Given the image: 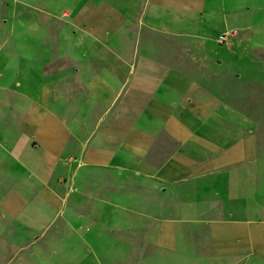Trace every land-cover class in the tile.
I'll return each mask as SVG.
<instances>
[{
  "label": "crops",
  "instance_id": "crops-1",
  "mask_svg": "<svg viewBox=\"0 0 264 264\" xmlns=\"http://www.w3.org/2000/svg\"><path fill=\"white\" fill-rule=\"evenodd\" d=\"M35 3L66 9L69 66L33 65L20 121L0 118V264H117L112 230L136 220L160 252L150 264H264L261 5ZM77 242L100 255L74 261Z\"/></svg>",
  "mask_w": 264,
  "mask_h": 264
},
{
  "label": "rangeland",
  "instance_id": "rangeland-1",
  "mask_svg": "<svg viewBox=\"0 0 264 264\" xmlns=\"http://www.w3.org/2000/svg\"><path fill=\"white\" fill-rule=\"evenodd\" d=\"M256 5H261L262 10L256 9L254 23L257 29L264 33V0H256ZM65 12L66 9L60 5L43 6L35 3V0H0V118L11 129L20 121L15 112L23 108L24 103H20L24 102L22 94L28 90L25 81L31 77L32 66L38 67L37 72L43 69V74L69 66L68 61L60 62L57 59L58 33L62 29ZM256 40L259 42L258 46H264V39ZM47 59L51 60L50 64H47ZM260 61L264 67V55ZM262 81L264 82V78ZM257 104L264 113V93L262 100H258ZM262 119L264 121V117ZM258 120L261 121L260 118ZM9 137L11 138L7 140L8 145L13 142L14 133H10ZM262 138L264 140V134ZM71 204L78 214H90L91 198L77 197ZM136 216L143 221V215ZM107 217L108 214L105 218ZM89 225L91 226V223ZM112 231L118 241L117 264H150L148 260L160 254L157 246L152 243L146 226L137 220L133 226L120 224ZM102 235L103 242L107 243L103 244L102 249L107 252L111 245L108 223L104 224ZM97 254L100 255L89 244L84 245L82 242H77L70 250L74 261L84 255L93 259ZM88 263L92 264L93 261Z\"/></svg>",
  "mask_w": 264,
  "mask_h": 264
}]
</instances>
